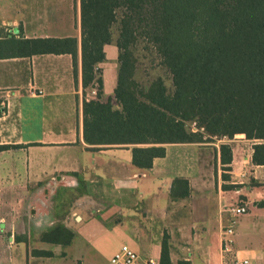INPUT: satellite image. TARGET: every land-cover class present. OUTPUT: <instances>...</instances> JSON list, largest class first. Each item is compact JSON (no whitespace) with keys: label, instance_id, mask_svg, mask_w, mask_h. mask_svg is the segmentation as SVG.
Masks as SVG:
<instances>
[{"label":"crops","instance_id":"0c3cea01","mask_svg":"<svg viewBox=\"0 0 264 264\" xmlns=\"http://www.w3.org/2000/svg\"><path fill=\"white\" fill-rule=\"evenodd\" d=\"M40 39H76L77 56L32 52L25 43ZM104 50L101 99L115 105L119 49L110 42ZM97 97V85H83L81 0H0V264H77L58 255L91 226L135 237L139 254L160 264L164 241L171 264H223L221 231L233 219L224 208L237 201L250 210L235 219L234 251L240 262L264 264V165L253 163V145L243 157L231 146L225 171L224 143L195 129L203 142L166 144L165 157L140 169L132 145L86 143L84 102ZM177 179L188 182L184 197ZM65 189L79 194L61 222L74 237L67 246L40 239L49 260L28 263L26 244L15 239L26 230L12 222L35 212L49 232L57 225L53 197ZM161 228L167 236L159 243Z\"/></svg>","mask_w":264,"mask_h":264},{"label":"trees","instance_id":"16d2710c","mask_svg":"<svg viewBox=\"0 0 264 264\" xmlns=\"http://www.w3.org/2000/svg\"><path fill=\"white\" fill-rule=\"evenodd\" d=\"M116 23L114 105L111 98L101 99L97 66L106 58ZM81 30L83 85L98 87L97 99L84 102L87 144L132 145L133 164L148 170L165 157L166 144L204 141L205 134L187 128L186 122L197 118L209 136L205 141L244 134L254 143L253 163L264 165V0H81ZM139 37L153 45L171 73L173 94L162 79L137 82L132 51ZM25 43L32 52L77 56L76 39ZM221 157L228 171L230 144L221 145ZM175 184L186 189L181 197L188 194L186 180ZM73 237L60 223L43 233L42 241L67 246ZM161 264H171L167 241Z\"/></svg>","mask_w":264,"mask_h":264},{"label":"rangeland","instance_id":"374dc122","mask_svg":"<svg viewBox=\"0 0 264 264\" xmlns=\"http://www.w3.org/2000/svg\"><path fill=\"white\" fill-rule=\"evenodd\" d=\"M118 36L119 26L116 23L112 29L111 42L117 43ZM132 59L136 66L135 78L139 84L149 85L156 79H162L168 94H173L174 84L171 73L163 64L156 49L151 43L144 39V37H139V42H137L132 51ZM186 123L190 131H193L194 128H198L199 130L203 128L200 126L197 118L189 120ZM203 129V132L206 133L205 128ZM214 140L217 143L221 141L220 143H228L232 147L238 148L239 155H242V157L244 154H248L251 145H253L252 141H249L244 134H238L233 139L215 137ZM221 171L223 176H225L224 174H228L224 173L223 168H221ZM78 195L77 190L65 189L62 193L59 192L57 201L56 197H53V213L51 216V221L54 222L53 224H60L71 217V208ZM235 204H241V201H237ZM23 218L24 220H22ZM35 218L36 215L34 212L31 215H21L19 220L12 222L16 225V228L23 229L24 226L26 230V233L16 236L15 239L18 242L23 241L26 244L28 250V263H35L36 261L45 262L49 260L46 254L40 251L43 250L41 249L42 244L40 241V239H42V230L48 228L49 222L46 223L45 221ZM77 233L79 239L77 246L68 248V251L63 249L61 253H59L57 260H67L76 262L77 264H82L83 262L85 264H111L112 255L123 243L129 245L135 251H138V253H143V250H141L138 245L137 239L133 236L125 239L114 233L102 235L94 226L80 228ZM165 236H167V232L163 231L161 228L158 230L156 239L159 243H162L163 239H166Z\"/></svg>","mask_w":264,"mask_h":264},{"label":"built area","instance_id":"2783aa9c","mask_svg":"<svg viewBox=\"0 0 264 264\" xmlns=\"http://www.w3.org/2000/svg\"><path fill=\"white\" fill-rule=\"evenodd\" d=\"M195 129L198 128H194L193 130ZM249 210L246 204L225 206L224 208L225 212H229L233 215V219L230 224L223 227L221 231L223 264H248V261L240 262L237 258V254L233 247V236L235 234V219L247 214ZM111 264H160V262L153 257H143L129 245L123 244L120 249L113 254Z\"/></svg>","mask_w":264,"mask_h":264}]
</instances>
